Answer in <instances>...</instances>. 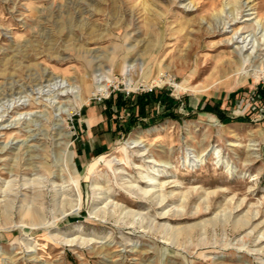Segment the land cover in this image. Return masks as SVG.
<instances>
[{
  "label": "rangeland",
  "instance_id": "obj_1",
  "mask_svg": "<svg viewBox=\"0 0 264 264\" xmlns=\"http://www.w3.org/2000/svg\"><path fill=\"white\" fill-rule=\"evenodd\" d=\"M226 3L264 39V0H0V264H264V44L238 60ZM151 86L175 116L132 112Z\"/></svg>",
  "mask_w": 264,
  "mask_h": 264
},
{
  "label": "bare ground",
  "instance_id": "obj_2",
  "mask_svg": "<svg viewBox=\"0 0 264 264\" xmlns=\"http://www.w3.org/2000/svg\"><path fill=\"white\" fill-rule=\"evenodd\" d=\"M229 3L227 4L226 3V5H224L223 6V11L224 12H228V10H229V19L228 20H223L222 19V21H223V24H222V26H220L221 25V23L222 22H220L219 23V25H218V31H220V30H222L223 32H232V34L228 37V38H226L225 40H226V42L227 43H229V44H231L232 45V47L234 48L233 49V52L234 53H236V54H239V58H238V60L242 63V64H245L247 61H251L252 60V58L253 57H256L257 56V52L259 51V50H261L262 48V45L264 44V39L263 40H260L258 43H256L255 42V39H252V37L253 36H255V34L257 33V31L260 29V27L261 26H259V23L258 24H255V27H254V29L253 30H250V28H251V24H249V21H251V20H253L254 18H256V15H253L255 12H253V11H251V9H252V7H247V5L248 4H246L245 5V7L242 9V11H241V13L240 12H238L237 13V15L235 14V13H233L234 11L233 10H231V6L229 5ZM236 12V11H235ZM239 14H241L240 16H239ZM239 22H245V24L243 25V26H237V24L239 23ZM236 25V26H235ZM262 28V27H261ZM216 30H217V28H215ZM215 30V31H216ZM247 31H250V33L248 34V35H245L246 33H247ZM260 32V31H259ZM252 35V37L251 38H249V36H251ZM261 37V36H260ZM258 38V37H257ZM262 41V42H261ZM248 50H250L246 55L244 54L246 51H248ZM97 51L98 50H93L92 52H94L95 54V56H96V58H98V61H99V58H101V55L100 54H97L96 55V53H97ZM263 58V57H262ZM250 64H251V62H250ZM50 74V78L51 79H56L58 76H56V75H54L53 73H49ZM29 75V74H28ZM39 75V74H38ZM46 79V78H45ZM102 82V81H101ZM44 86V85H43ZM57 88V87H56ZM42 92V91H41ZM57 103V102H56ZM4 120V119H3ZM133 143V144H132ZM131 144L133 145V146H138L139 147V149H138V151L141 153V154H144L147 150H146V148L144 147V146H142L140 143H138V140L137 139H134V140H132L131 141ZM122 145V144H121ZM114 159V158H113ZM146 161H148V162H152V160H146ZM154 164V163H153ZM156 165V164H155ZM154 170H158V171H161V170H159V169H154ZM157 176H159L158 174H154V175H142V178H143V181L146 183V187H139V190L140 191H142L143 193H144V195L145 194H148V193H150V192H152V194H153V191L154 192H156V190H154V188H156L157 186H159V183H157ZM160 177V176H159ZM142 181V180H141ZM20 184V183H19ZM25 185V184H24ZM23 185V186H24ZM27 185V184H26ZM161 185H163V184H161ZM160 185V186H161ZM19 186V185H18ZM22 187V186H21ZM19 188V187H18ZM20 189V188H19ZM17 190L15 193H14V195L17 197V196H19V195H24V193H21L22 192V189H20V190ZM12 190V189H11ZM14 192V191H13ZM8 194H9V192H8ZM4 195V194H3ZM154 195V194H153ZM12 196V195H11ZM167 195H165V194H162V195H160L159 196V199L157 200V202H159V203H162L163 201H164V199H165V197H166ZM41 197V196H40ZM28 198H29V195L28 194H25V197L24 198H21V199H23V201L24 202H26V201H29L28 200ZM20 200V199H19ZM22 201V200H21ZM20 201V202H21ZM37 201V200H36ZM6 203V202H5ZM8 203V202H7ZM25 204L26 203H23V204H21L20 205V207H19V211L18 212H20L21 213V216L23 215L24 217H28L29 218V220L31 219V221H33V222H35V224H37L38 222H39V212L40 211H38L37 209H32L31 207H26L25 206ZM117 204V203H116ZM111 206V205H110ZM115 206V205H114ZM5 207V206H4ZM124 207V206H123ZM125 209L127 208V207H124ZM123 208V209H124ZM122 209V210H123ZM126 211L128 212V213H131V214H133L134 213V210L133 209H131V208H127L126 209ZM109 212V211H108ZM123 212V211H122ZM126 212V213H127ZM177 212H179V211H177ZM177 212H175V213H177ZM103 213V212H102ZM172 213V212H171ZM174 212L172 213V215L173 216H175L176 214H175ZM197 213H199V212H197V211H195L193 214H197ZM135 214V213H134ZM170 214V213H169ZM169 214H168V211L167 210H162V211H160L159 213H158V218H160V219H165V218H167V217H169ZM10 215V214H9ZM97 215V214H96ZM103 215H104V213H103ZM105 216V215H104ZM253 219V218H252ZM152 221H153V219H152ZM28 224V223H27ZM33 225H34V223H32ZM41 225V224H40ZM248 225V224H247ZM150 226V225H149ZM155 226H156V224H155ZM159 226L161 227V228H169V229H171L169 226L170 225H168L166 222H162V223H159V225H158V228H159ZM172 226V225H171ZM47 227V226H46ZM187 227V226H186ZM188 229V228H187ZM171 230H173L174 232H176V233H178V231H179V233L181 232L180 230H179V227L178 228H175V227H173L172 226V229ZM187 231H189V230H187ZM173 232V233H174ZM183 232V231H182ZM176 233H174V234H176ZM178 233V234H179ZM185 233H186V230H185ZM258 239V238H257ZM64 240H65V238H64ZM67 241H69L70 243H75L76 245H79V243L81 242L77 237H75V238H72V239H68ZM84 241H89V240H84ZM96 241V240H95ZM68 242V243H69ZM82 243H83V241H82ZM122 244V243H121ZM129 244V243H128ZM120 245V244H119Z\"/></svg>",
  "mask_w": 264,
  "mask_h": 264
},
{
  "label": "trees",
  "instance_id": "obj_3",
  "mask_svg": "<svg viewBox=\"0 0 264 264\" xmlns=\"http://www.w3.org/2000/svg\"><path fill=\"white\" fill-rule=\"evenodd\" d=\"M157 101L163 103L165 108H167L170 105H175L176 108L174 107L173 110H171V108H168V113H167L168 115L175 116L172 114L177 112L178 101L174 97H170L168 92L161 90L158 92L152 91V92L144 93L142 95H138L136 104L132 106V108H134L132 112H134L135 109L137 108L139 115L141 117H146L150 114L149 108H151ZM111 102H114L118 108L126 105V101L123 99L120 93H118L116 97H112L109 103ZM134 116L135 114H132L131 119L128 120L129 125H133L136 122L135 121L136 118H134ZM126 129L128 130V127H126Z\"/></svg>",
  "mask_w": 264,
  "mask_h": 264
},
{
  "label": "crops",
  "instance_id": "obj_4",
  "mask_svg": "<svg viewBox=\"0 0 264 264\" xmlns=\"http://www.w3.org/2000/svg\"><path fill=\"white\" fill-rule=\"evenodd\" d=\"M90 120L91 126L94 127V129H101L103 127L104 122L106 124L105 131L97 132L96 135H94L92 138L96 144L95 148L98 150H100L105 145H108L109 139L119 133V128L117 127L118 123L108 128L109 123L107 121V117H104L103 112H101L98 106H94L90 109Z\"/></svg>",
  "mask_w": 264,
  "mask_h": 264
},
{
  "label": "built area",
  "instance_id": "obj_5",
  "mask_svg": "<svg viewBox=\"0 0 264 264\" xmlns=\"http://www.w3.org/2000/svg\"><path fill=\"white\" fill-rule=\"evenodd\" d=\"M154 89H155V87L151 86V87L147 88L146 91L152 92ZM109 95H110V93H109Z\"/></svg>",
  "mask_w": 264,
  "mask_h": 264
}]
</instances>
